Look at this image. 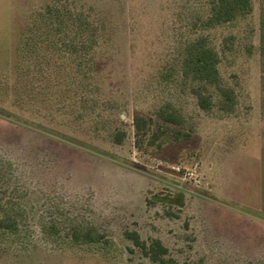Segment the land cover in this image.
I'll return each mask as SVG.
<instances>
[{
	"label": "rangeland",
	"instance_id": "obj_1",
	"mask_svg": "<svg viewBox=\"0 0 264 264\" xmlns=\"http://www.w3.org/2000/svg\"><path fill=\"white\" fill-rule=\"evenodd\" d=\"M210 2L0 0V209L17 227L0 229V264H156L126 230L160 238L169 264H264V0L206 27ZM55 3L73 13L62 36L84 44L52 58L67 67L59 81L75 72L71 98L48 79L49 38L37 42L38 13ZM24 31L27 73L14 94ZM199 35L218 54L220 87L234 91L231 110L215 85L180 73ZM137 114L154 140L140 150ZM89 225L103 242L74 243Z\"/></svg>",
	"mask_w": 264,
	"mask_h": 264
},
{
	"label": "trees",
	"instance_id": "obj_2",
	"mask_svg": "<svg viewBox=\"0 0 264 264\" xmlns=\"http://www.w3.org/2000/svg\"><path fill=\"white\" fill-rule=\"evenodd\" d=\"M250 6L249 0H211L209 7V14L206 19L203 21V24L206 27H212L216 24L224 23L232 20L236 17L239 12L246 11ZM73 13H68L63 11L58 4H46L42 10L38 13L40 17L39 21V30L44 28L46 34L38 37L37 42L42 43L43 36L49 38L48 43V54L51 57L49 62V77L48 79L58 80V76L55 73H58L60 70L67 68L66 65L58 64L59 62H54L52 58L55 53L60 54V51H79L84 50L83 41L80 45L75 39H68V35L62 36L64 34V27L70 26V17ZM264 24V23H263ZM46 30V31H45ZM76 36H82L77 34ZM50 36V37H49ZM23 39L18 47V64L16 69L20 72L22 78H16L14 83L9 85V89H12V93L19 94L22 90L23 78L27 73L23 68H21V62L24 61L29 50V39L23 32ZM58 42H61L62 45H58ZM80 42V41H79ZM40 45V44H39ZM42 45V44H41ZM39 49V48H38ZM41 49V48H40ZM182 58L179 62V70L182 76L191 79L193 82L202 85L205 88V85H215L222 92L221 94V104L225 109L231 110L234 106V91L231 88H223L219 85V70L217 68L218 64V54L214 48L209 45L207 39L203 35H199L188 42L185 43L182 51ZM69 63V62H68ZM68 67H72L71 63L67 64ZM79 65V66H78ZM76 68L79 69L81 66V61H78ZM59 70V71H58ZM50 71V72H49ZM81 71V69L79 70ZM54 73V74H53ZM74 71L66 72L64 74L69 75V78L62 81L63 93H65L66 98H71L73 95H70V91L73 89L71 83L73 82L71 76L73 77ZM71 78V79H70ZM7 85V84H6ZM197 95L198 104L201 107L209 108L212 104L211 96L205 94L204 92L197 88L195 89ZM67 100V99H66ZM160 115L163 120L166 122H171L179 124L180 120L177 116L173 115V112L162 109ZM134 127H135V145L140 150L146 145H151L154 143L153 134L150 133L147 142L144 141V136L148 133L147 122L143 115H136L134 117ZM124 132L116 131L114 132V140L121 142L123 139ZM145 142V143H144ZM159 145V143L157 144ZM0 209V229L4 232H14L16 230V223L13 221L12 216L9 213L2 211ZM125 236L130 239L135 247H137L145 256H147L152 262L156 264H169L170 258L167 257L168 248L162 242L160 238H151L150 240H144L140 237L139 233L135 230H126L124 232ZM71 238L74 243L77 244H95L101 243L104 239V234L95 226L89 225L74 229L71 234Z\"/></svg>",
	"mask_w": 264,
	"mask_h": 264
}]
</instances>
